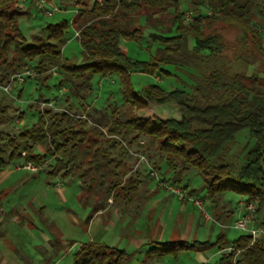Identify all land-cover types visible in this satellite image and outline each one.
<instances>
[{
	"label": "trees",
	"instance_id": "trees-1",
	"mask_svg": "<svg viewBox=\"0 0 264 264\" xmlns=\"http://www.w3.org/2000/svg\"><path fill=\"white\" fill-rule=\"evenodd\" d=\"M25 1L0 0V66L6 64L0 72L1 86L8 83L9 75L27 70L29 63H34L33 78L37 82L50 69L57 68L62 76L59 86L67 87L69 94L76 98L81 91L92 88L95 76H116L124 109L112 112L109 135L125 137L134 133L130 142L143 136L158 141L160 153L180 160L177 176L169 181L178 185L185 169L195 170L202 184L199 190L195 188L189 192L203 200L207 207L218 208V200L226 193H233L243 199L244 206L253 204L257 214L264 213V77L256 70L249 76L229 72L235 63L253 67L255 58L244 57L248 55L238 47L228 55L225 38L214 31L215 25L222 30L235 29L242 40L241 46L249 42L253 53L264 56L262 37L256 30L260 25L256 18L264 21V0H189L190 21L185 20L179 8L181 0H91L90 5L85 0H73L78 6L74 20L47 24L30 39L23 36L18 24L21 18L29 16ZM141 17L156 33L157 47L148 61L128 57L121 47V40L142 39L141 30L133 26ZM73 25L80 47V64L62 55L69 27ZM187 40L192 43L190 51L186 49ZM9 56H13L15 64L8 62ZM171 68L189 72L190 84L173 74ZM193 70H199L200 74H194ZM134 73L173 77L177 87L164 91L149 84L135 90L131 84ZM48 76L50 74L43 80ZM18 89L16 97L21 98L22 86ZM9 109V104H0V172L17 159L39 165L48 157L54 158L46 172L48 179L66 178L70 172L67 168L73 165L76 156H69L64 163L57 153L71 140L74 141L71 149H75L78 143L84 142L86 132L63 127L62 124L70 121L67 112L58 114L51 110H39L28 130L14 134L3 132L1 125L13 118ZM104 118L105 115L95 120L99 123L103 119L107 124L109 120ZM245 129L254 146L234 175L229 164L217 163L215 159L230 153L229 145ZM62 136L66 137L59 142ZM37 145L43 146L42 154L34 152ZM22 152L26 153L24 158ZM110 163L101 162L95 169H104ZM111 172L105 170L100 178ZM79 201L82 203L80 197ZM91 208L97 211V207ZM222 217L221 214L213 215V220L221 224ZM258 220L264 226V218ZM48 228L52 229L51 224ZM50 233L48 248L41 252L36 248L39 264L54 254L63 253V247L66 251L74 244L58 231ZM228 243L225 229H220L214 241L156 242L143 253L139 264L151 263L166 255L176 256L181 251L205 253L214 249L220 252ZM230 244L232 251L220 254L214 264H264V240L252 241L249 235L242 234ZM24 259L30 261L28 256ZM71 264L134 263L132 255L124 250L98 241H85L73 251Z\"/></svg>",
	"mask_w": 264,
	"mask_h": 264
},
{
	"label": "rangeland",
	"instance_id": "rangeland-1",
	"mask_svg": "<svg viewBox=\"0 0 264 264\" xmlns=\"http://www.w3.org/2000/svg\"><path fill=\"white\" fill-rule=\"evenodd\" d=\"M37 1L40 0L24 2L29 16L21 18L18 22L19 29L26 39H30L37 32H42V28L47 24L57 23L61 20L70 23L74 20L73 17L78 9L73 0H50V2L42 0L44 8L50 11L49 14H45L37 8ZM85 3L90 5L91 0H85ZM53 7L57 10L52 11ZM179 8L184 16L192 18L189 0H181ZM138 21L140 24L135 23L133 26L141 30L142 39L140 41L121 40V47L128 57L138 61H148L157 47L154 42L156 33L152 32L144 23L143 17ZM256 22L260 24L256 30L262 37L261 47L264 51V21L256 18ZM74 28V25L69 27V38L62 47V55L71 62L80 64V47ZM214 28L215 32L222 34L225 38L228 55L238 47V50L241 49L245 55H248L244 57H250L251 60L255 58L253 67L235 63L228 69L229 72L249 76L256 70L260 77H264V56L253 53L249 42H245L241 46L242 40L237 30L231 28L222 30L219 25H215ZM151 33L155 34V37L150 40L149 34ZM185 45L187 51H190L192 43L187 40ZM12 59L13 56H9L8 62H13ZM13 63L15 64V62ZM27 66V70L34 72V63H29ZM5 67L6 64L1 65L0 72H3ZM169 70L187 84L192 81L186 70L178 71L172 68ZM21 71L9 75L8 83H6L9 86L8 92L2 90V84H0V104H9V113L13 116L12 121L1 125L3 132L14 134L28 130L35 122L39 110L42 112L51 110V113L58 114L67 112V118L70 121L68 124H62L63 127H70L74 131L83 129L86 133L84 142L78 143L75 149H71V145L74 143L71 140L57 153V157L61 158L64 163L69 156H76L73 165L70 164L67 168L70 172L66 178L48 179L46 176L54 158L46 157L39 165L26 162L21 158L5 166L7 176L1 178L0 182V264H39L38 251L41 252L48 248L51 231H58L64 239L68 240L85 242L88 239L87 232L90 235V230L83 232L82 226L85 227L83 221L76 223L67 212L72 203L75 204V201L71 199L73 185L78 187L83 205L97 207V210L107 208L105 213L108 215L107 218L117 212L118 222L115 223V228L121 231L122 237L126 239L132 237L131 242L127 241L123 244V248L126 250L133 248L132 241L136 239H146L150 243L184 241V239L187 242H204L214 241L220 229L226 230V240L229 245L227 244V247L220 252L214 249L205 253L181 251L176 256L166 255L144 264H199L202 262L214 264L220 254L232 251L230 242L245 234L231 227L244 212L243 199L240 196L233 193L224 194L218 200V208L215 209L212 207L211 209L209 206L208 208L207 204L203 202L204 210L208 215V218H205L199 206L186 198L192 197L201 200L189 192L190 189L199 190L202 184L201 177L195 170L185 169L180 177L182 182L174 185L169 180L177 176L180 160L177 157L160 153L157 146L158 141L149 140L148 137L143 136L130 142L134 138V133L125 137L108 134V127L112 122V112L115 114L124 109L120 83L116 76L108 78L95 76L92 79V88L81 91L80 97L76 98L69 94L67 87L59 86L58 82L62 76L57 68H52L43 74L39 82L33 78L34 75L26 77L25 81L19 85L12 79L25 70ZM193 73L199 75L200 71L193 70ZM48 74L50 76L43 80ZM131 84L135 90L149 84L157 85L164 91H170L177 87V81L173 77L142 73L132 74ZM20 86H22L23 93L21 98H17L16 93ZM82 96L85 98L83 99ZM103 115H105L104 119H108L109 122L105 124V120L102 119L97 123L95 119H99ZM47 117H44V120ZM48 123H50L49 120ZM65 137H59L58 141L62 142ZM253 146L254 141L250 138L248 130L245 129L239 132L234 142L229 145L230 153L220 155L215 161L229 164L232 174L235 175L243 164L246 153ZM42 147V145H37L34 152L42 154ZM65 153L68 155L65 156ZM25 156L26 153L22 152L21 157ZM108 161L111 163L104 169H95L97 164ZM168 162H171L170 166ZM29 165L37 167V170L31 171L27 168ZM105 170L112 172L101 179L100 175ZM161 181L171 184L172 188L179 189V195L183 198L181 199L180 196H176L167 188L162 187L159 184ZM138 182L142 185H137ZM145 184L149 186V196H146L148 190ZM57 185L67 186L64 193L66 201L64 202L56 199L53 188ZM132 188L135 190L133 191ZM160 196H165L166 201L164 202ZM38 198L43 199L42 205H38ZM84 209L83 207L82 213ZM86 209H90V207ZM210 210L213 215L221 214L223 216L221 224L213 220ZM89 214L86 211L84 217L87 219ZM231 214L233 215L231 216ZM190 216H193L195 220L192 226H189ZM257 216L258 219H262L264 213H258ZM136 220L139 221V227L135 225ZM48 223L51 224L52 229L48 228ZM116 235H118L117 232ZM78 246L75 247L78 248ZM75 247L72 246L66 251L63 247V253L59 252L57 255L50 256V259H46L42 264H71ZM36 248H39L38 251ZM139 254L138 252L131 253L134 264H139L143 258L144 254ZM24 256H28L30 261H26Z\"/></svg>",
	"mask_w": 264,
	"mask_h": 264
},
{
	"label": "crops",
	"instance_id": "crops-1",
	"mask_svg": "<svg viewBox=\"0 0 264 264\" xmlns=\"http://www.w3.org/2000/svg\"><path fill=\"white\" fill-rule=\"evenodd\" d=\"M2 175H4V176L2 177ZM8 175H9V173H8ZM6 176H7V170L4 168L0 172V182H1V178H4ZM141 185L142 184H139V186H141ZM145 186H146V189L148 190L146 192V196H149V194H148L149 193V186H147L146 184H145ZM66 188H67V186L64 187L62 185L61 186L57 185L56 187L53 188L55 196H56V199L58 201H61V202L66 201V197L64 196L65 190H67ZM79 193L80 192L78 190V187L76 185H73V193H72L73 195H72L71 199L73 201H75L76 205L74 203H72L71 207L68 208L67 212H69L70 216L73 217V220L76 223L83 221V223L85 225V227L82 226L83 232L84 231L87 232V231L90 230L91 234L89 235V233L87 232L88 239H86L85 241L102 242V243H105V244H107V245H109L111 247H115L117 249L124 250L127 253H129V254H131L132 252H136V253L138 252V253H140L139 255H142L145 252L144 250L149 249V247H150L149 245L152 244L153 242L150 243L146 239H141V240L140 239H136V240L132 241L133 242V248L128 249V250L124 249L123 248L124 247L123 244H125V242H127V241L131 242L130 239H132V237H130L129 239H126L125 237H122L121 236V231H119V229L115 228L116 227L115 223L118 222L117 212H114L113 214H111V216L109 218H107L108 215L105 214L106 211H107V208H102V209L97 210L96 212H93L91 206L83 205L79 201V197H80ZM163 197L160 196V198L164 199V202H165L166 201L165 196H163ZM38 201H39L38 205H42L44 203L42 198H38ZM81 206H82V208H81ZM83 207L85 209L87 207H90V209H86V211L88 213H90L88 215L87 219L84 217L86 215L85 209L83 210V213H82ZM99 220H100V222H99ZM194 222H195V220H194L193 216H190V224H189V226L194 225ZM135 225L137 227H139V221L136 220L135 221ZM95 226H97V227H95ZM116 232L118 233V235H116ZM185 240L186 239H184V241ZM73 241H74L73 247H75L77 245H80L82 243V241H76V240H73ZM159 243H164V242H159ZM145 247H146V249H143ZM75 249H76V247L74 248V250ZM198 255H201V254H198Z\"/></svg>",
	"mask_w": 264,
	"mask_h": 264
},
{
	"label": "built area",
	"instance_id": "built-area-1",
	"mask_svg": "<svg viewBox=\"0 0 264 264\" xmlns=\"http://www.w3.org/2000/svg\"><path fill=\"white\" fill-rule=\"evenodd\" d=\"M36 6L39 10L43 11L45 14H49L50 11L45 9L42 3V0L37 1L36 2ZM57 9L53 7L52 11H56ZM185 20L186 21H190L191 18L190 16H185ZM35 75L34 72H31L30 70H25L23 73L18 74L16 76L13 77V81H15V83L21 84L25 81L26 77H33ZM8 85L5 86H1V89L8 92ZM27 168H29L31 171H36L37 167L31 166L29 165ZM162 187L167 188V190H169L170 192H172V194H175L176 196H180L179 195V189L172 188L171 184H166L164 182H160L159 183ZM180 198L182 199L183 197L180 196ZM188 198L187 200L192 201L194 203H196L199 208L201 209V213L203 214V216L205 218H208V215L206 214V211L204 210V206H203V201L199 200V199H195L192 197H186ZM257 211L256 208L253 204H248L244 206V212L242 213L241 217L239 219H237L233 225L231 226L233 229L235 230H239L241 232H244L246 235H249L251 237L252 241H256V240H264V226L259 224V220H258V216H257ZM199 264H207L206 262H202Z\"/></svg>",
	"mask_w": 264,
	"mask_h": 264
},
{
	"label": "water",
	"instance_id": "water-1",
	"mask_svg": "<svg viewBox=\"0 0 264 264\" xmlns=\"http://www.w3.org/2000/svg\"><path fill=\"white\" fill-rule=\"evenodd\" d=\"M149 35H150V38L154 39L155 34L151 33V34H149Z\"/></svg>",
	"mask_w": 264,
	"mask_h": 264
}]
</instances>
